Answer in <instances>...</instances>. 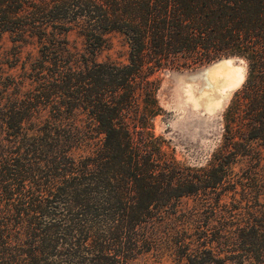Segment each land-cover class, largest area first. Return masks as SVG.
I'll return each instance as SVG.
<instances>
[{"label": "trees", "instance_id": "obj_1", "mask_svg": "<svg viewBox=\"0 0 264 264\" xmlns=\"http://www.w3.org/2000/svg\"><path fill=\"white\" fill-rule=\"evenodd\" d=\"M5 33L39 56L0 92V264H264V0H0ZM112 34L125 63L96 59ZM232 55L221 144L185 166L157 75Z\"/></svg>", "mask_w": 264, "mask_h": 264}, {"label": "rangeland", "instance_id": "obj_2", "mask_svg": "<svg viewBox=\"0 0 264 264\" xmlns=\"http://www.w3.org/2000/svg\"><path fill=\"white\" fill-rule=\"evenodd\" d=\"M109 39L108 48L101 51L96 59L102 62L125 63L127 47L123 38L118 34H112ZM11 40L12 38L6 33L0 36V92L8 88L4 92L5 96L17 91L18 88L14 87V84L20 83L23 67L32 66L39 56L36 45L28 43L18 49ZM67 40L70 46L76 45L77 48H80L78 45L80 41L73 33L67 35ZM207 70L208 67L204 66L157 75L159 79L157 100L163 112L154 120V132L157 136L163 137L168 147L167 150L173 152L178 161L185 166L194 168L204 167L222 140V116L224 112L222 115H217L219 109L216 104L219 99L222 100L224 91L220 92V89H216L212 99L206 100L203 106L202 103H200L201 105H194L195 102H192L193 100L188 97L191 92V97L192 94L198 97L203 92ZM195 76L197 77L195 78ZM201 81L203 82L200 83ZM12 84L13 88L11 87ZM219 95L220 97H218ZM4 101L2 100V103ZM211 105L216 108L213 109ZM183 202L192 204L190 199H184ZM131 264L153 263L138 261Z\"/></svg>", "mask_w": 264, "mask_h": 264}, {"label": "clouds", "instance_id": "obj_3", "mask_svg": "<svg viewBox=\"0 0 264 264\" xmlns=\"http://www.w3.org/2000/svg\"><path fill=\"white\" fill-rule=\"evenodd\" d=\"M250 61L245 56L232 55L214 61L208 65L209 79L215 81L217 74H227L230 81L224 90L223 99L216 104L219 109L217 115H222L231 101L232 96L239 91L246 83L249 75Z\"/></svg>", "mask_w": 264, "mask_h": 264}, {"label": "bare ground", "instance_id": "obj_4", "mask_svg": "<svg viewBox=\"0 0 264 264\" xmlns=\"http://www.w3.org/2000/svg\"><path fill=\"white\" fill-rule=\"evenodd\" d=\"M206 82H205V84H204V89H203V92L202 93H200L199 94V96L198 97H196L195 95H193L192 94V97H191V93H190V96H188L187 94V96L189 97V98H191L192 100V102H195L194 103V105H199L200 103H202V106H203V103H205V101L206 100H208V99H212V96H214V94H215V90L217 89H220L221 91L220 92H222V91H224L227 87H228V85H229V83H230V81H229V79H228V77H227V74H217L216 76H215V81H212V80H210L209 79V71L207 70L206 72ZM204 75V74H203ZM201 76V75H200ZM197 76H195V78H196ZM200 78V77H199ZM202 80V79H201ZM195 82H196V80H194ZM180 82V81H179ZM198 82V81H197ZM203 81H201L200 83H202ZM193 85V84H192ZM201 85H203V84H201ZM196 86V85H195ZM194 86V87H195ZM200 86V85H199ZM188 87H190V86H188ZM193 87V86H192ZM218 87H221V88H218ZM186 88V87H185ZM200 88V87H199ZM190 89H192L191 87H190ZM189 89V90H190ZM195 89V88H194ZM193 90V89H192ZM197 91V90H196ZM188 92V91H187ZM186 92V93H187ZM198 92V91H197ZM194 93H196L195 91H194ZM218 93H219V91H218ZM217 93V94H218ZM223 95V94H222ZM218 97H220V95L218 96ZM188 99V98H187ZM223 99V98H222ZM190 100V99H189ZM188 100V101H189ZM219 101H220V99H219ZM219 101H217L218 103H219ZM214 102H216V101H214ZM209 103V102H208ZM210 104V103H209ZM201 105V104H200ZM208 106V105H207ZM215 106V105H214ZM198 107H200V106H198ZM211 107H212V105H211ZM208 108H210V107H208ZM208 108H206V109H208ZM213 108V107H212ZM216 108V107H215ZM215 108H213V109H215ZM211 109V108H210ZM209 110V109H208Z\"/></svg>", "mask_w": 264, "mask_h": 264}]
</instances>
